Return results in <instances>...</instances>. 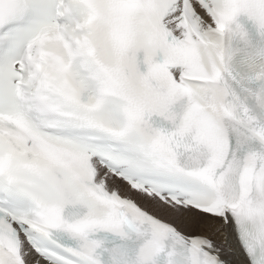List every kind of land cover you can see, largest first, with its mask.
Here are the masks:
<instances>
[{"label": "snow or ice", "instance_id": "obj_1", "mask_svg": "<svg viewBox=\"0 0 264 264\" xmlns=\"http://www.w3.org/2000/svg\"><path fill=\"white\" fill-rule=\"evenodd\" d=\"M0 264H264V0H0Z\"/></svg>", "mask_w": 264, "mask_h": 264}]
</instances>
